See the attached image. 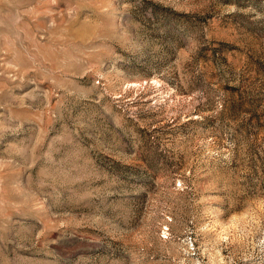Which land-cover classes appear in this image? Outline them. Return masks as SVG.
Instances as JSON below:
<instances>
[{"label": "rangeland", "instance_id": "374dc122", "mask_svg": "<svg viewBox=\"0 0 264 264\" xmlns=\"http://www.w3.org/2000/svg\"><path fill=\"white\" fill-rule=\"evenodd\" d=\"M0 264H264V0H0Z\"/></svg>", "mask_w": 264, "mask_h": 264}]
</instances>
